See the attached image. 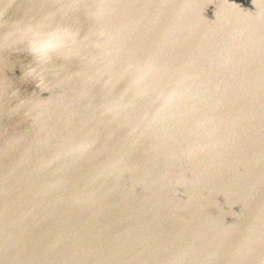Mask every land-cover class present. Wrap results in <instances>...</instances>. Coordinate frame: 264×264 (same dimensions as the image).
I'll return each mask as SVG.
<instances>
[{"label": "water", "instance_id": "95a60500", "mask_svg": "<svg viewBox=\"0 0 264 264\" xmlns=\"http://www.w3.org/2000/svg\"><path fill=\"white\" fill-rule=\"evenodd\" d=\"M45 19L41 85L0 48V264H264V0H0Z\"/></svg>", "mask_w": 264, "mask_h": 264}, {"label": "clouds", "instance_id": "9594fccd", "mask_svg": "<svg viewBox=\"0 0 264 264\" xmlns=\"http://www.w3.org/2000/svg\"><path fill=\"white\" fill-rule=\"evenodd\" d=\"M106 8L98 4L92 15L102 18ZM78 33L65 26H49L47 19L38 22H13L9 29L0 34V48H17L23 46L24 51L33 57L34 63L29 64L24 72L26 78L44 82V68L54 56L62 55L69 58L75 51ZM27 102L23 99L21 103Z\"/></svg>", "mask_w": 264, "mask_h": 264}]
</instances>
